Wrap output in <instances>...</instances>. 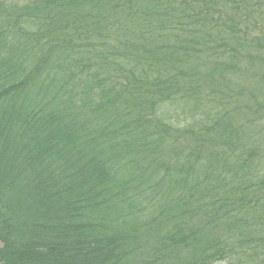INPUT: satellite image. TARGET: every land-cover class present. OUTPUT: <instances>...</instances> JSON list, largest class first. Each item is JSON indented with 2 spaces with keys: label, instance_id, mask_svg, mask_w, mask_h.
I'll return each instance as SVG.
<instances>
[{
  "label": "trees",
  "instance_id": "obj_1",
  "mask_svg": "<svg viewBox=\"0 0 264 264\" xmlns=\"http://www.w3.org/2000/svg\"><path fill=\"white\" fill-rule=\"evenodd\" d=\"M0 264H264V0H0Z\"/></svg>",
  "mask_w": 264,
  "mask_h": 264
}]
</instances>
